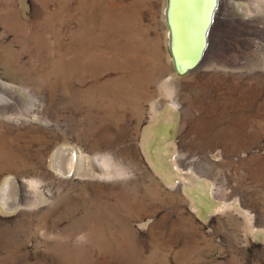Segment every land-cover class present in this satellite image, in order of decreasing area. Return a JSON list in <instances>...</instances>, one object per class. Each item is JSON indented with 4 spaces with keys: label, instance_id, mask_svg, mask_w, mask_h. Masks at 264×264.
<instances>
[{
    "label": "rangeland",
    "instance_id": "374dc122",
    "mask_svg": "<svg viewBox=\"0 0 264 264\" xmlns=\"http://www.w3.org/2000/svg\"><path fill=\"white\" fill-rule=\"evenodd\" d=\"M169 6L0 0V264H264V0Z\"/></svg>",
    "mask_w": 264,
    "mask_h": 264
},
{
    "label": "bare ground",
    "instance_id": "6f19581e",
    "mask_svg": "<svg viewBox=\"0 0 264 264\" xmlns=\"http://www.w3.org/2000/svg\"><path fill=\"white\" fill-rule=\"evenodd\" d=\"M212 4V0H170L168 14L173 29V47L180 61L190 62L196 59V55L203 45L204 26L207 39H210L208 31L212 24L210 22L211 20L207 21V18L210 10L213 11ZM206 48L203 49L202 54L196 59V64H199L203 56L206 55ZM62 150L70 154L72 160L75 159L73 150L69 148H62ZM7 190L8 186L6 185L3 194H5Z\"/></svg>",
    "mask_w": 264,
    "mask_h": 264
},
{
    "label": "water",
    "instance_id": "95a60500",
    "mask_svg": "<svg viewBox=\"0 0 264 264\" xmlns=\"http://www.w3.org/2000/svg\"><path fill=\"white\" fill-rule=\"evenodd\" d=\"M212 7H213V11L212 10H210V12H212V13H210L209 12V15H208V18H207V21L208 20H211L210 22L212 23V21H213V18H214V14L213 13H215V10H216V8H217V5H218V0H212ZM211 25V24H210ZM207 43H208V39H207V35H206V33H205V26H204V31H203V45L201 46V49H200V51L198 52V54L196 55V59L200 56V54H202V52H203V49H205L206 48V46H207ZM196 59H193V60H191L190 62H188V61H180L179 60V57H178V66H179V68H180V70L181 71H184V70H187V69H190V68H192V67H194L195 65H196Z\"/></svg>",
    "mask_w": 264,
    "mask_h": 264
}]
</instances>
